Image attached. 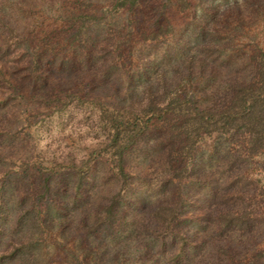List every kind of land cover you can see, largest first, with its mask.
Wrapping results in <instances>:
<instances>
[{"label": "rangeland", "instance_id": "374dc122", "mask_svg": "<svg viewBox=\"0 0 264 264\" xmlns=\"http://www.w3.org/2000/svg\"><path fill=\"white\" fill-rule=\"evenodd\" d=\"M261 53L264 0H0V264L263 261L264 155L184 141Z\"/></svg>", "mask_w": 264, "mask_h": 264}, {"label": "trees", "instance_id": "16d2710c", "mask_svg": "<svg viewBox=\"0 0 264 264\" xmlns=\"http://www.w3.org/2000/svg\"><path fill=\"white\" fill-rule=\"evenodd\" d=\"M135 1L119 0V4L124 5L127 2L133 3ZM252 61L255 65L254 81L248 84H235L226 105L220 109H199L193 106L192 118L195 127L192 128L189 139H184V141L188 140L192 145V142L195 141L194 138L200 133L236 132L247 137L249 155H264V53L258 56L252 55ZM106 110L103 113L108 118L109 126L112 128L109 146L114 149V154L121 158L123 153L135 143L137 137L144 132L145 124L140 123L136 118L133 120L117 118V116H113L112 111ZM148 111H150L151 116L157 118H160L164 112L159 105H153ZM84 174L85 172L78 175L76 191L82 185ZM226 224L239 226L232 221H228ZM262 259L263 261L254 263L238 261L234 264H264V256Z\"/></svg>", "mask_w": 264, "mask_h": 264}]
</instances>
